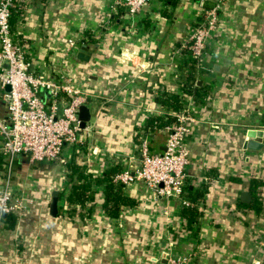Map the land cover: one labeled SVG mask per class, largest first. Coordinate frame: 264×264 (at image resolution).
Here are the masks:
<instances>
[{
    "label": "crops",
    "instance_id": "0c3cea01",
    "mask_svg": "<svg viewBox=\"0 0 264 264\" xmlns=\"http://www.w3.org/2000/svg\"><path fill=\"white\" fill-rule=\"evenodd\" d=\"M216 1L218 24L193 62L180 45ZM10 25L33 73L64 72L87 92L90 120L59 160L16 157L12 184L33 202L1 222L0 264H264V0H152L133 16L115 0H14ZM180 110L194 118L189 206L141 182L105 204L107 180H95L137 168L143 142L162 151V117ZM251 131L258 149L245 147ZM81 182L83 205L71 191Z\"/></svg>",
    "mask_w": 264,
    "mask_h": 264
},
{
    "label": "built area",
    "instance_id": "2783aa9c",
    "mask_svg": "<svg viewBox=\"0 0 264 264\" xmlns=\"http://www.w3.org/2000/svg\"><path fill=\"white\" fill-rule=\"evenodd\" d=\"M150 1L115 0V5L126 15L133 16ZM13 2L0 0V155L7 161L0 183V224L6 214H22L33 202L19 198L13 191L12 171L16 157L23 155L30 163L53 162L61 158L65 145L82 143L80 134L85 127H80L78 108L85 104L88 95L74 86L64 72L47 77L31 71L25 50L11 30ZM220 6L221 2L216 1L205 8L201 20L180 45L193 62L198 63L205 53L207 39L218 24ZM171 115L174 120L166 127L168 136L163 150L151 152L143 142L139 166L121 170L114 175L113 181L121 185L141 182L158 195L178 198L183 205L189 206V201L183 197L188 162L185 138L194 118L186 110ZM185 263L184 257L170 259V264Z\"/></svg>",
    "mask_w": 264,
    "mask_h": 264
},
{
    "label": "trees",
    "instance_id": "16d2710c",
    "mask_svg": "<svg viewBox=\"0 0 264 264\" xmlns=\"http://www.w3.org/2000/svg\"><path fill=\"white\" fill-rule=\"evenodd\" d=\"M195 87V86H194ZM175 99H177L175 96L173 95H165L164 98H162V102L165 103V104H169L172 106V109L173 110H176V107L178 108L180 105L176 106L175 105ZM175 108V109H174ZM163 119V122L165 123H170L174 120L173 116L172 115H164L162 117ZM6 158L2 155H0V180L3 179L4 177V174H5V165H6ZM113 176H114V173H108L104 176V179H96V183H101L102 180H107L106 183H105V188H104V192H105V196H106V200H105V204L107 203H111V204H114V203H117V200L114 199L113 195L111 194L112 191H118L120 190L121 188V184H118V183H115L113 181ZM90 177V176H89ZM86 183H79L77 185H72L71 186V191L75 193V195H73V200L74 201H77L79 204L83 205L84 202H86L87 200L91 199L92 196H88L85 192L87 191V187H86ZM12 188H13V191L16 193V195H18V191L16 190V188L14 187V185L12 184ZM71 193V192H70ZM71 194H69L66 199L68 197H70ZM117 196H120V194H117ZM16 213H10V214H6L3 218H2V221H7L8 222V226L11 225V223H13L15 220H16Z\"/></svg>",
    "mask_w": 264,
    "mask_h": 264
},
{
    "label": "water",
    "instance_id": "95a60500",
    "mask_svg": "<svg viewBox=\"0 0 264 264\" xmlns=\"http://www.w3.org/2000/svg\"><path fill=\"white\" fill-rule=\"evenodd\" d=\"M81 54V55H80ZM78 57H80L83 60H87L88 57L83 55L82 53H79ZM78 118L80 120V127L84 128L85 124L90 120V112L86 105L82 104L78 108ZM255 135L258 137L262 135L261 131H256L255 133L253 131L249 132L248 137L249 139L245 143V147L248 149H258L261 147V143L254 139ZM251 195L249 191H242L241 192V200L243 202L250 201ZM49 213L52 216H55L57 213V192L54 191L52 193V199L49 205Z\"/></svg>",
    "mask_w": 264,
    "mask_h": 264
}]
</instances>
